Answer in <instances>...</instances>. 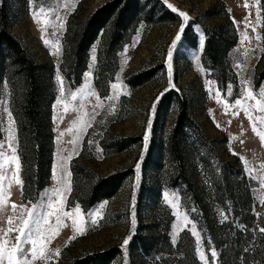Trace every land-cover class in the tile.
<instances>
[{
	"label": "rangeland",
	"instance_id": "1",
	"mask_svg": "<svg viewBox=\"0 0 264 264\" xmlns=\"http://www.w3.org/2000/svg\"><path fill=\"white\" fill-rule=\"evenodd\" d=\"M107 1L47 0L42 6L46 13L57 9L60 20H56L54 15L34 18L35 0H0V8L5 5L8 10L9 28L13 34L39 64L54 65L51 80L57 91L52 105L55 147L50 180L36 201L25 199L23 187L17 185L14 179L5 180V208L0 211V229L15 228L20 224V209L13 210V203L28 207L41 201L46 203V193L50 195L51 189L60 187L65 191L70 187V191H65L63 201H59L53 209L61 217L60 223L53 216L49 225L44 226L47 237L44 241L45 255L51 259H42L34 264H74L78 258L112 248L118 251L110 264H205V261L207 264H224V255L227 256L229 251L222 239L232 232L231 216L238 211L231 200L224 203L218 200L216 190L210 184V171L219 169L226 161L240 166L246 175L242 190L248 201L244 204L254 208L259 215L264 212V143L253 131L245 111L234 106V100L241 98V93L246 95L251 90L257 94L264 90V78L258 81L259 74L264 72L263 2L142 0L148 9L155 4V13L149 21L139 23L131 41L121 50L119 67L110 82V85L116 83L117 88L109 87V92L103 95L94 81L97 59L91 69L92 76H85L92 64L93 48L98 56L99 41L91 48L87 70L78 86L72 87L60 66L68 20L81 22ZM165 11L171 12V15ZM180 12L187 14V21L179 15ZM61 21L63 28L58 27ZM229 24L235 26L238 42L220 56L219 65L226 71V86L223 88L218 80L221 67L210 63L205 46L208 32L216 34ZM182 25V38L173 51L171 61L172 86L169 84L166 61L168 49ZM245 34L248 39H244ZM257 36L260 39H256ZM45 40L50 43L45 44ZM57 47L59 55L55 54ZM151 70L150 80L134 86L130 83L136 75ZM57 73L63 79V91L56 79ZM242 80L248 83L244 84ZM209 81L213 83L209 84ZM229 85L231 95L227 94ZM82 87L83 94L78 91ZM217 88L221 92L219 98ZM173 91L187 103L193 124L175 137L183 168L172 153L174 130L181 112L176 96L167 101L168 94ZM72 92L77 93L76 100L72 99ZM89 92L95 94L89 95ZM97 95L104 107L97 108L98 114L92 119ZM109 95L115 99H104ZM10 97V88L4 80L0 83V123L3 131L0 142L5 143L7 155H11L7 142L10 133L14 134L16 142L13 146L20 157L17 123L14 119L15 124L10 125L7 114L11 111ZM260 98L257 95V99ZM60 99L64 103H57ZM225 101L229 105L227 112ZM243 103L256 121L258 131L264 132V124L256 120L257 117H264V113L256 107V101L245 100ZM113 105L114 110H111ZM237 111L239 115L234 114ZM189 123L186 122L187 125ZM86 124L90 126L85 127ZM61 133L64 135L61 136ZM240 157L245 158L250 172L245 171L246 164ZM20 163V178L23 181L21 158ZM74 164L87 166L102 177L115 172L127 171L128 174L113 197L85 210L75 201L76 196L75 200L71 198ZM137 164L140 166L138 171ZM54 169L56 179L53 178ZM182 170L184 173L180 172ZM4 171L8 177H13L15 164L5 163ZM104 202L107 203L102 209V219L92 224L88 214ZM77 206L79 213L75 211ZM45 210L38 208L36 214L42 215ZM66 211L72 216L65 217L63 213ZM185 215L189 221L187 225L183 219ZM9 216L13 217L12 225L7 222ZM192 224L196 225L195 231L199 233V250L196 237L192 235ZM260 227L252 230L254 241L260 238ZM77 229H83V234H79ZM16 235L17 232H12L6 238L14 242ZM73 236L75 239L70 241ZM125 239L128 240L126 245ZM143 241L149 243L147 251L142 248ZM21 247L29 248L30 245L25 243ZM57 248L60 249L59 255L55 253ZM212 250L217 254L215 258L211 255ZM200 253L204 254V260H201ZM0 264H8L7 256L0 260Z\"/></svg>",
	"mask_w": 264,
	"mask_h": 264
},
{
	"label": "trees",
	"instance_id": "2",
	"mask_svg": "<svg viewBox=\"0 0 264 264\" xmlns=\"http://www.w3.org/2000/svg\"><path fill=\"white\" fill-rule=\"evenodd\" d=\"M263 7H264V0ZM156 5L148 9L142 0H108L81 22L69 19L64 37V55L60 70L72 87L82 82L87 70L92 46L99 41L97 66L94 74L95 86L103 95L109 92L110 82L119 67L120 52L129 43L141 21H149L155 13ZM161 9V8H160ZM171 15V12H166ZM238 42L235 26H223L216 34L208 32L205 52L213 66H220L221 53ZM221 67V66H220ZM220 69V68H219ZM55 67L52 64H39L21 40L9 28L8 10L0 8V83L7 81L10 88L11 111L17 123L19 153L22 162L24 198L36 201L48 184L53 164L55 133L52 122V105L57 91L52 82ZM225 69L221 67L218 80L226 86ZM153 70L136 75L130 83L142 84L152 77ZM264 78L259 74L258 81ZM136 79V81H135ZM167 101L176 96L181 104L177 127L173 135L172 153L182 164L179 146L175 137L187 126H193L185 100L175 91L168 94ZM190 123L187 125L186 122ZM184 124V125H183ZM3 137L0 123V139ZM234 162L226 161L219 169L210 171V184L222 203L231 200L236 212L231 216L234 227L222 239L228 254L224 264H264V234L254 241L253 228L264 227V212L260 215L254 208L244 204L248 201L243 193L242 183L246 175ZM73 192L71 198L79 202L85 210L94 207L101 200L113 197L128 172H115L108 176H98L91 168L74 164ZM182 173V171H180ZM186 179L189 187L190 182ZM148 242L142 248L148 250ZM249 249V251H245ZM117 248L88 254L78 258L74 264H110ZM180 264H184L181 263Z\"/></svg>",
	"mask_w": 264,
	"mask_h": 264
},
{
	"label": "snow or ice",
	"instance_id": "3",
	"mask_svg": "<svg viewBox=\"0 0 264 264\" xmlns=\"http://www.w3.org/2000/svg\"><path fill=\"white\" fill-rule=\"evenodd\" d=\"M45 3H47V0H35L34 18L38 19V17L41 15H54L56 20H60L57 9L53 8L51 10V12L46 13L45 8L42 6ZM169 7H172V6L169 5ZM179 15L181 17H184L185 21H187L188 17H187L186 13L180 12ZM48 22L49 21H46V23H48ZM58 27L59 28L64 27L63 21H61L59 23ZM182 32H183V25L181 26V30L177 33L176 37L172 41V45L168 49V57H167L166 63L168 65V78H169V84L170 85H172L173 69H172L171 61H172L173 51L176 48L178 42L182 38ZM244 39H248L246 34H245ZM256 39H260V37L257 36ZM44 42H45V44L50 43V41H47V40H45ZM59 53H60V49H59V47H57L55 54L59 55ZM245 55H247V52L245 53ZM96 59H97L96 50H95V48H93L92 53H91L92 64L89 65L90 70H89V72L85 73V76H88V77L92 76L91 69L93 68V66L95 64ZM197 62H199V61L197 60ZM244 70L246 71L247 69L245 68ZM56 79L60 82L61 91H63V83L64 82H63L62 77L59 75V73H57ZM117 79H118V77H117ZM212 83L213 82L209 81V84H212ZM242 83L247 84L248 81L242 80ZM172 86H174V85H172ZM110 87L115 90L117 88V84L112 83L110 85ZM211 90L212 89L209 88V92H211ZM78 91L83 94L84 88L82 87ZM88 94L94 95L95 93L89 92ZM227 94L228 95L232 94L231 85L228 86ZM70 95H71L73 100L77 99V93L76 92H72V93H70ZM216 95L218 98L221 96V92L218 88L216 90ZM257 95H259L261 98L257 99ZM82 99H83V95H81V100ZM104 99H107L109 101H113L115 99V97L109 95V96L104 97ZM245 100H255L256 101V107H258V110L260 112L264 113V90H262L260 93H257V94H254L253 91L248 90L246 92V95L244 93H241V98H237L234 100V106H238L240 109L245 111L246 115L248 116L249 121L251 122V126L253 128V131L256 132V134L260 137L262 143H264V132L258 131L256 121L253 120L251 113H249L247 108L244 106L243 101H245ZM218 102H219V100H218ZM57 103H64V100L60 99L57 101ZM81 106H83V105H81ZM228 106L229 105L227 104V101H225L226 112H227ZM103 107H104V104L101 101L100 97L97 95V103L93 106V112H92L91 118L94 119L95 115L98 114L96 112L97 108H103ZM111 110H114V105L112 106ZM7 114L9 117L10 125H14L15 121H14V118L12 117L11 111H8ZM234 114L239 115V112L237 111ZM256 120H258L259 123L264 124V117H257ZM150 123H151V121H149V124ZM228 123L230 124L231 121H228ZM87 126H90V125L86 124L85 127H87ZM217 127H219V124H217ZM68 131H71V129H68ZM60 135L63 136L64 133H61ZM146 139H147V136H146ZM14 142H16V137L14 134L10 133L9 141L7 142V150H10L11 155H7V152L5 150V143L0 142V211H3L5 208V189L3 186V182L5 180L14 179L15 183L17 185H20L21 188L23 187V181L20 178V171H21L20 157H19V155H17V148L15 146H13ZM241 142H243V141H241ZM71 143H75V141H72ZM233 154H236V153H233ZM240 159L242 161H244L246 164L245 171L250 172L251 170L247 167V162L245 161V158L240 157ZM5 163H8L9 165L15 164V171H14L13 177H11V178L8 177L4 171ZM139 167H140L139 164H137V171L139 170ZM53 178L54 179L57 178L55 169L53 170ZM57 184H60V180H57ZM70 190H71L70 187H67L65 189V191H70ZM65 191H62L60 187H54L53 189H51L50 195H48L46 193V196H47V202L46 203L44 201H41L38 204H32L31 207H28L27 205H23V204L17 206L15 203H13L11 205L13 210H16L18 207L20 209V214L18 217V219L20 220V224L15 228L9 227L6 230L0 229V232H3V236H0V260H2L5 256H7L8 264H34V262H37V261L42 260V259H44V260H50L51 259V257H47L45 255L46 250L44 247V241L47 239V237H45L44 226L49 225V220L53 216H56L57 223L58 224L60 223L61 217L59 215H57L56 211H53V209L55 208L56 204L59 201H63ZM165 196L167 197V193L165 194ZM55 198H58V199H55ZM106 203L107 202L102 203L101 205H99L98 209H96L93 212L88 214V219L90 220V222L92 224H96V223H98L99 219H102V209L105 207ZM172 206L176 207L175 204H173ZM38 208H42V209H46V210L43 212L42 215H37L36 210ZM75 211L77 213H79L80 209L78 206L75 209ZM63 215L65 217H70V216H72V213L66 211L63 213ZM221 215L223 216L224 214L221 213ZM257 215H259V213ZM92 217H95V219H92ZM183 219L187 225V223L189 222L188 217L185 215L183 217ZM224 219H227V217L224 216ZM7 222L9 225H12L13 217L9 216ZM73 223L75 225V221H73ZM195 229H196V225L192 224V235L194 237H196L197 250H199V248H200L199 233L196 232ZM77 231L79 234H81V235L83 234V229H77ZM258 231L260 233L264 234V227H260L258 229ZM12 232L18 233V235H16L14 237V242L6 238ZM72 239H75V236L69 238L70 241ZM173 242L175 243V236H173ZM25 243L29 244L30 247L29 248L21 247V245L25 244ZM124 243L126 245L128 243V240L125 239ZM245 251H249V249H245ZM55 253H56V255H59L60 249L57 248L55 250ZM211 255L213 258L216 257L217 254H216L215 250L211 251ZM200 258H201V260L205 259L203 253H200ZM205 264H207L206 261H205Z\"/></svg>",
	"mask_w": 264,
	"mask_h": 264
}]
</instances>
